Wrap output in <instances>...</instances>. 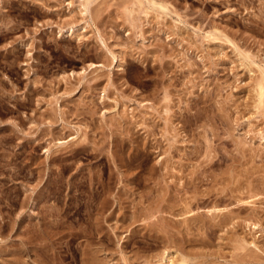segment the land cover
I'll return each mask as SVG.
<instances>
[{
	"label": "rangeland",
	"instance_id": "rangeland-1",
	"mask_svg": "<svg viewBox=\"0 0 264 264\" xmlns=\"http://www.w3.org/2000/svg\"><path fill=\"white\" fill-rule=\"evenodd\" d=\"M84 2L0 0V264H264V0Z\"/></svg>",
	"mask_w": 264,
	"mask_h": 264
},
{
	"label": "bare ground",
	"instance_id": "bare-ground-1",
	"mask_svg": "<svg viewBox=\"0 0 264 264\" xmlns=\"http://www.w3.org/2000/svg\"><path fill=\"white\" fill-rule=\"evenodd\" d=\"M90 3V0H86V2H84V3H82V5L84 6V11L87 13V12H89V5H91V4H89ZM161 5H162V3H161ZM164 6V5H163ZM82 28V27H81ZM66 31V30H65ZM75 31V30H74ZM67 33H69V35H72L74 32H73V29H69V30H67ZM66 33V34H67ZM263 90V89H262ZM261 90V91H262ZM232 198V197H231ZM193 203V202H192ZM191 205V204H190ZM216 205V204H215ZM217 209V208H216ZM191 212V211H190ZM190 216V215H189ZM2 218V217H1ZM188 218V217H187ZM218 218V217H217ZM2 222V221H1ZM227 222V221H226ZM229 222V221H228ZM3 223V222H2ZM211 223V222H210ZM10 224V223H9ZM8 224V225H9ZM1 226V225H0ZM3 226V225H2ZM12 227V226H11ZM2 228V227H1ZM0 228V229H1ZM189 228V227H188ZM2 231V230H1ZM33 236V235H32ZM37 236V235H36ZM28 238H30V237H28ZM34 238V237H33ZM33 238H31V239H33ZM31 239H29V241L31 240ZM42 249H45V247L43 246V248ZM84 263V262H83Z\"/></svg>",
	"mask_w": 264,
	"mask_h": 264
}]
</instances>
